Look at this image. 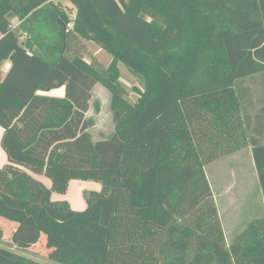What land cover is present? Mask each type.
<instances>
[{"label": "trees", "instance_id": "trees-1", "mask_svg": "<svg viewBox=\"0 0 264 264\" xmlns=\"http://www.w3.org/2000/svg\"><path fill=\"white\" fill-rule=\"evenodd\" d=\"M68 1L73 18L56 0H0V216L16 222L11 244L28 249L43 233L61 264H264V217L227 247L205 172L250 146L264 200V143L237 81L264 73V0ZM83 41L110 61H87ZM119 63L139 83L134 100ZM97 83L114 130L93 140ZM61 86L60 97L37 93ZM73 179L101 184L83 192L82 210L51 199ZM0 264L46 263L0 245Z\"/></svg>", "mask_w": 264, "mask_h": 264}, {"label": "rangeland", "instance_id": "rangeland-1", "mask_svg": "<svg viewBox=\"0 0 264 264\" xmlns=\"http://www.w3.org/2000/svg\"><path fill=\"white\" fill-rule=\"evenodd\" d=\"M56 1L62 3L71 18L74 17L75 8L68 0ZM83 43L85 49L84 56L87 61L94 58L101 65H106L110 61L111 56L98 45L89 41H83ZM5 65L6 64H4L3 67H5ZM118 66L121 72V81L126 86L128 97L134 100L136 98L134 87H138L139 83L123 64L119 63ZM251 77H253L252 80L255 83L257 92L255 98L257 99L259 98L260 83L261 81L264 82V73L237 80L238 88L240 93L246 99V95L244 94L246 93L245 86L248 83L247 79H250ZM263 82L262 86L264 87ZM37 93L60 97L64 94V87L61 86L48 91H38ZM109 102V91L97 83L93 87L92 95L89 100V109L86 112V117L92 121V125L88 128V131L93 140L106 138L114 130V122L109 108ZM243 108L249 120L250 132L258 134L257 132L259 130H264V110L261 111L260 108L256 107L251 109L247 106L246 100ZM243 149H241L242 152L239 153L240 155L233 153L228 156H223L222 158H217L212 165H206L205 167L210 184L215 190L218 188L219 181L221 183H226L230 190V199L233 202L230 210H226L223 206L225 195H219L217 201L218 213L220 215L221 224L224 228L223 231L227 247L233 242L235 237L246 228L248 222L255 217V209L252 206L257 200V184L253 174L254 168L250 165L251 160ZM32 174L35 178L41 180L46 186H50V180L47 177L36 173ZM100 188V182L91 179H73L64 193L54 192L51 199H67L73 208H76V210H82L80 203L82 202L84 203V207L86 206L83 192L100 190ZM250 188L252 189V194ZM84 207L82 208L84 209ZM14 226H16V222L0 216L1 246L12 249L17 253L30 257L40 263L61 264L47 258L48 249L45 246V235L43 233L41 234L39 241L28 249H21L13 246L10 238Z\"/></svg>", "mask_w": 264, "mask_h": 264}, {"label": "crops", "instance_id": "crops-1", "mask_svg": "<svg viewBox=\"0 0 264 264\" xmlns=\"http://www.w3.org/2000/svg\"><path fill=\"white\" fill-rule=\"evenodd\" d=\"M5 67H3L1 70L2 72H5L9 66L8 63H5ZM262 74V73H261ZM257 75V74H256ZM259 75V74H258ZM253 77H251L250 79H247L248 83L246 84L245 86V92L244 93L246 95V104L247 106H249L251 109H253L254 107L256 108H260V110H264V87L262 86V82L260 83V87H259V98H255L256 95H257V92H256V87H255V83L254 81L252 80ZM246 81V80H245ZM264 83V82H263ZM260 102H259V101ZM260 116V115H259ZM261 132V133H260ZM260 132H258V137L263 141L264 143V130H260ZM2 133H3V128L0 126V140H1V136H2ZM243 150H245V153L249 156V159L251 160L250 161V165L253 166L254 168V162H253V158H252V154H251V147L248 146V147H245ZM242 152V150H238L236 152H234L235 154H238L240 155L239 153ZM233 154V153H231ZM230 155V154H229ZM228 156V155H226ZM222 158V157H220ZM217 159L213 160L212 162H210L209 164L207 165H212ZM7 163V156L5 154V152L3 151L1 145H0V167L3 166L4 164ZM206 167V166H205ZM205 172H206V168H205ZM254 176H255V181H256V184H257V200H256V203L252 206L254 207L255 209V217L252 218L248 223H250L251 221L255 220V219H259V218H263L264 217V200H263V197H262V194H261V190L259 188V185H258V177H257V172L254 168ZM32 174V173H31ZM33 175V174H32ZM207 175V173H206ZM208 178V177H207ZM209 180V179H208ZM71 180L69 181V184H70ZM210 183V181H209ZM68 184V185H69ZM211 186V191H212V197L214 199V202L217 206V201H218V197L219 195H225V198H224V203H223V206L226 210H230L232 208V201L230 199L231 195H230V190L228 189L227 187V184L226 183H221L219 181V184H218V188L215 190L212 185L210 184ZM251 190V194H252V189L250 188ZM54 193V192H53ZM52 193V195H53ZM51 195V197H52ZM67 200V199H66ZM68 201V200H67ZM69 202V201H68ZM70 206H71V203L69 202ZM84 203H80L81 205V209H83L82 207H84L83 205ZM72 207V206H71ZM86 207V206H85ZM84 207V208H85ZM73 208V207H72ZM73 209H76V208H73ZM79 209V208H78ZM217 210H218V207H217ZM219 214V213H218ZM219 218H220V215H219ZM223 227V226H222ZM224 230V228H223Z\"/></svg>", "mask_w": 264, "mask_h": 264}]
</instances>
